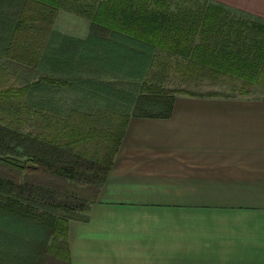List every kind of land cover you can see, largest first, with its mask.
<instances>
[{
	"label": "crops",
	"instance_id": "obj_1",
	"mask_svg": "<svg viewBox=\"0 0 264 264\" xmlns=\"http://www.w3.org/2000/svg\"><path fill=\"white\" fill-rule=\"evenodd\" d=\"M180 2L42 0L55 13L42 61L59 47L74 64L58 65V77H77L85 62L80 77L125 69L100 68L112 60L92 30L115 45L167 46L162 25L186 37L205 77L250 79L262 93L190 90L174 95L168 116L129 115L96 199L67 219L69 264H264V0ZM78 46L85 56L68 58Z\"/></svg>",
	"mask_w": 264,
	"mask_h": 264
},
{
	"label": "trees",
	"instance_id": "obj_2",
	"mask_svg": "<svg viewBox=\"0 0 264 264\" xmlns=\"http://www.w3.org/2000/svg\"><path fill=\"white\" fill-rule=\"evenodd\" d=\"M46 6L42 0H0V31L3 36L0 48L9 58L26 65L34 62L31 66H36L37 63L42 65L48 62L53 67H72L73 63L65 59L59 60V47L50 52L52 54L48 60L42 61L41 56L45 55L44 50L47 48L44 40L50 33V24L55 14L52 7ZM107 33L106 30L91 31L92 35L98 36L104 59L108 57L112 60L99 62L100 68L125 65L128 71L140 69L141 74L149 65L147 53L153 51L154 46L111 44L106 38ZM118 35L125 38L122 33ZM79 48H75L79 51L78 55L71 52L67 57H84V51ZM85 65L88 66L89 63L85 62ZM39 80L60 85L70 82L63 77L51 75L41 76ZM74 80L77 85L90 84L91 93L96 97L99 93H104L101 95H108L104 96L108 100L109 97L118 95L113 91V86L109 87L103 81L88 79L91 81L89 83L80 77ZM32 85L33 82L1 89L0 101L5 104L3 110L9 109L10 98H19ZM103 85L109 92H102L97 88ZM180 91L191 93L186 89ZM208 94H216V91H209ZM129 99L127 102L132 104L130 113H111L107 116L100 109L95 113L72 111L67 118L47 124V130L45 126H41L36 134L17 132L7 118H0V216L19 224L31 222L42 229L41 233L52 236L54 243L48 247L41 243L39 248V252L44 251L46 259L53 256L58 259L64 257L69 261L65 238L67 219L70 216H66V212L85 211L90 201L96 199L112 165L128 116H168L174 94L144 82L138 95L134 98L129 95ZM95 116L100 119L107 117L109 120L104 138L97 136L101 131L93 126ZM17 155L26 159L20 160ZM56 210H62V215ZM41 262L31 261L32 264Z\"/></svg>",
	"mask_w": 264,
	"mask_h": 264
},
{
	"label": "rangeland",
	"instance_id": "obj_3",
	"mask_svg": "<svg viewBox=\"0 0 264 264\" xmlns=\"http://www.w3.org/2000/svg\"><path fill=\"white\" fill-rule=\"evenodd\" d=\"M183 1L181 0L179 3L180 6L186 5V2ZM185 10H181V15L179 14L183 21L187 17V14L184 13ZM194 15L197 18L200 14ZM159 17L157 15V19H160ZM164 18L166 17L161 18V24L168 21ZM220 19L222 20V18ZM161 28L163 29L160 31L162 33L160 41L167 46H154L153 51L147 53L150 58L149 65L137 77H126V73L136 74L138 72L140 74V70L132 69L133 71H128L126 66H124L125 69H120L119 72V69L115 71L118 73H114L115 77L113 79H109L112 76L110 74L112 72L105 71L101 72L98 76L93 74L94 76L90 78L80 77V71H88L90 68L85 63H79L81 68L78 71L77 77L66 76L65 72L63 78L70 81L67 85L50 84L40 81L39 77L49 75H56L55 77H58L59 72L57 67L55 68L51 64L49 65L48 62H45L42 65L37 63L35 70H33L32 68H28L25 63L9 58L5 55L3 49H0V90L7 87H20L33 82V85L24 94L20 95L19 98L14 97L8 100V103L10 102L9 109L3 110L5 104L0 101V118H7L12 128L17 130V132L36 134L41 126L43 128L45 126L47 130V124H54L61 117L67 116L70 112V105H73V107L77 105V107H80L86 113H95L100 109L101 112L107 113V116L111 113L118 115L130 113L132 104L127 102V100H130L129 95L132 98L136 97L144 82L174 95L183 94L184 92L180 91L181 89L196 92L210 90L216 91L220 95L262 94L259 93V87L253 83L248 84V80L247 82L245 80L241 82L235 78L205 77L203 63L188 59L193 56L189 54L192 47L186 45L188 42L186 37L180 38L179 34L164 29L162 25ZM2 37L0 31L1 47ZM195 41L196 39L194 38L193 42ZM48 66L51 68H46ZM51 69L56 70V73L51 72ZM210 73L212 74L213 72ZM79 77L84 82L90 83L91 81H88V79H96L103 81V83H108L109 87L113 86L115 89L113 91L117 92L118 95L112 98L109 97L108 100L104 98V96L108 95H101L104 93H99L98 97L94 95L90 96L87 92H83L81 88L84 87V89L92 90L90 88L91 85H82L81 83L77 85V81L74 79H78ZM76 88H80V91L76 90ZM97 88L102 92H109V90L105 89L104 85ZM108 122L107 117L104 119H100L98 116L94 117L93 126L101 131V134L98 133V137H105L106 133L104 132L106 131ZM18 150L20 151V149ZM16 157L20 160L26 159L21 155H17ZM56 212L59 215L63 213L62 210H56ZM79 212L81 211H69L66 212V216H73ZM8 219V217L2 218L0 216V264H32L31 261L35 260H38V262L42 261L41 264H69V261L64 257L58 259L48 256L46 259L44 251L40 250L39 252L41 243H45L48 247L49 244L54 243V240L52 236L47 235L45 232L41 233L42 229L36 227V224L34 225L31 222L19 224L15 221L11 222ZM40 257H45V259L42 260Z\"/></svg>",
	"mask_w": 264,
	"mask_h": 264
}]
</instances>
